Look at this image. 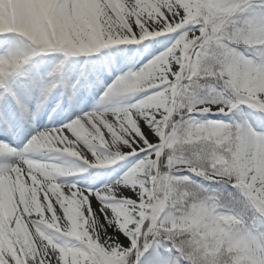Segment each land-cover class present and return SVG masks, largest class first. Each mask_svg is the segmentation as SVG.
<instances>
[{"label":"snow or ice","instance_id":"obj_1","mask_svg":"<svg viewBox=\"0 0 264 264\" xmlns=\"http://www.w3.org/2000/svg\"><path fill=\"white\" fill-rule=\"evenodd\" d=\"M0 264H264V0H0Z\"/></svg>","mask_w":264,"mask_h":264}]
</instances>
